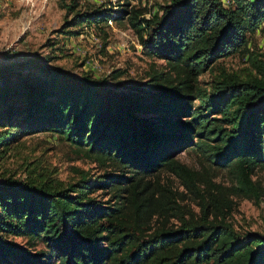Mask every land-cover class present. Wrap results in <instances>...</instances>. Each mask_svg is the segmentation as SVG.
<instances>
[{
  "label": "trees",
  "instance_id": "obj_1",
  "mask_svg": "<svg viewBox=\"0 0 264 264\" xmlns=\"http://www.w3.org/2000/svg\"><path fill=\"white\" fill-rule=\"evenodd\" d=\"M129 4L114 15L74 11L69 22L127 20L146 53L167 68L141 84L110 86L121 71L74 76L34 57L0 65V157L21 136L53 131L114 167L66 185L45 173L1 178L0 264H264V232L237 231L226 199L206 197L201 172L177 157L195 148L228 167L236 189L264 195L252 179L264 165V61L252 57L255 74H224L210 89L198 82L218 58L246 47L248 33L264 22V0H167L148 17ZM160 169L200 198L198 214L171 191L146 192L143 177ZM101 187L113 196L91 195ZM170 218L178 223L168 225Z\"/></svg>",
  "mask_w": 264,
  "mask_h": 264
},
{
  "label": "rangeland",
  "instance_id": "obj_2",
  "mask_svg": "<svg viewBox=\"0 0 264 264\" xmlns=\"http://www.w3.org/2000/svg\"><path fill=\"white\" fill-rule=\"evenodd\" d=\"M167 0H0V65L29 57L45 60L47 67L59 68L78 76L90 72L103 77L112 70L122 73L109 78L108 83L141 84L155 70H166L163 59L149 55L127 20L109 17L106 22L70 24L74 11L97 8L114 15L121 3L145 10L148 17ZM76 3L74 10L69 5ZM264 61V22L254 32L248 33V42L241 51L218 58L211 67L198 76L199 85L210 89L214 81L224 74L246 77L255 74L253 58ZM177 157L188 166L201 172L200 190L209 197L215 193L226 199L224 206L228 221L234 228L264 232V195L247 193L235 188L236 177L228 167H217L205 160L195 148H187ZM113 166L100 165L97 161L77 152L75 146L53 131H41L21 136L0 157V179L11 176L20 179L40 178L50 174L63 185L75 181L82 174L91 179L113 171ZM252 179L264 188V165L255 169ZM150 184L146 192L161 197L171 191L185 211H201L200 198L189 190L181 179L166 169L143 177ZM109 187L97 188L91 195L99 199L111 198ZM212 209V207H211ZM166 211V210H161ZM159 217L151 220L153 227ZM170 218L168 225L177 224ZM24 241L23 237H14Z\"/></svg>",
  "mask_w": 264,
  "mask_h": 264
}]
</instances>
